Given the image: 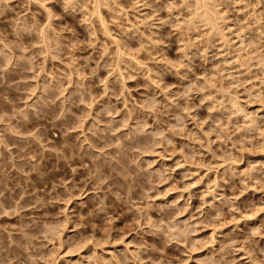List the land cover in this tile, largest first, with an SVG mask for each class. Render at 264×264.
Listing matches in <instances>:
<instances>
[{
	"label": "clouds",
	"instance_id": "clouds-1",
	"mask_svg": "<svg viewBox=\"0 0 264 264\" xmlns=\"http://www.w3.org/2000/svg\"><path fill=\"white\" fill-rule=\"evenodd\" d=\"M0 264H264V0H0Z\"/></svg>",
	"mask_w": 264,
	"mask_h": 264
}]
</instances>
